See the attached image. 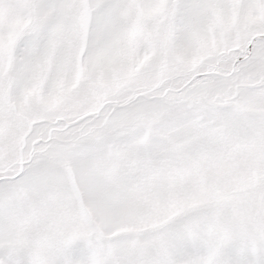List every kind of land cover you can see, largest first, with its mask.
Wrapping results in <instances>:
<instances>
[{"label": "rangeland", "instance_id": "rangeland-1", "mask_svg": "<svg viewBox=\"0 0 264 264\" xmlns=\"http://www.w3.org/2000/svg\"><path fill=\"white\" fill-rule=\"evenodd\" d=\"M0 264H264V0H0Z\"/></svg>", "mask_w": 264, "mask_h": 264}]
</instances>
